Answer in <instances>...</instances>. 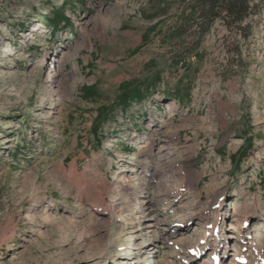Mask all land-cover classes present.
I'll use <instances>...</instances> for the list:
<instances>
[{
	"label": "rangeland",
	"instance_id": "rangeland-1",
	"mask_svg": "<svg viewBox=\"0 0 264 264\" xmlns=\"http://www.w3.org/2000/svg\"><path fill=\"white\" fill-rule=\"evenodd\" d=\"M179 9L175 0H0V264H233L241 237L262 241L264 3L245 31L218 21L197 55L183 51L193 36L173 37ZM160 156L181 170L174 181L152 179ZM75 164L107 179L117 210L122 187L143 192L133 224L78 198ZM187 166L200 173L191 190ZM174 185L182 199L168 204ZM209 213L227 244L215 259L212 249L186 256L177 246L209 235ZM238 219H247L239 235ZM251 254L238 263L253 264Z\"/></svg>",
	"mask_w": 264,
	"mask_h": 264
},
{
	"label": "bare ground",
	"instance_id": "bare-ground-1",
	"mask_svg": "<svg viewBox=\"0 0 264 264\" xmlns=\"http://www.w3.org/2000/svg\"><path fill=\"white\" fill-rule=\"evenodd\" d=\"M156 144V140L154 138H149V140L146 142L145 149L142 153L148 155V156H153V148ZM161 161V166L159 169H153L154 171L152 172V179L153 180H159L162 175L165 176L169 181H174L175 175L181 173V170L175 168V165H172L167 156L163 159V156L159 157ZM180 163H178V166ZM183 164V163H182ZM145 167L147 168L148 174L151 173V169L148 167L147 164H144ZM151 167V166H150ZM189 173H191L194 177L192 180V183L189 182L186 186H188V189L191 190V188H196L198 185V180L200 177V173L197 172L192 168V166H187L186 169ZM88 171L85 170L83 172L79 171L78 165L75 164L72 166L70 170V175L72 178V182L74 183L76 189H77V195L78 198L86 202L88 205H90L94 209H101L103 212H109V211H114L117 214H119L118 219L121 221V223L124 224V226L133 224V221H135V217L133 212H137L141 209L142 205H139V196L143 194V192H139V190L135 187H122L121 192L125 193V197L127 198L126 201H123V205L119 210H117L116 202H115V192L113 190H110V187L107 184V179H104L102 176L94 174L95 178L94 180H90L87 178V173ZM191 176V175H190ZM142 181L144 186H148L149 183L147 180L140 179ZM183 188V186H181ZM166 190V189H165ZM164 201H168V204H172L175 200H180L182 199V193L179 191V188L175 187L173 189H168L167 191L164 192ZM217 198H215L214 201L211 203V208H213L217 204ZM111 203V204H110ZM253 207L248 208V213L250 214L253 211ZM215 213V212H214ZM245 214V212H243ZM140 214H145L144 212H140ZM211 215L213 214L209 213L208 215L205 216V220H207V226L211 225L212 226V231H208V236L201 237L198 241V243L188 247L184 248L181 246H177L174 244L173 247H178L182 253H184L186 256H190L189 252L190 251H195V252H202L203 249H212L213 254L210 256V258H214V256L217 255V249L220 248L221 244L223 241H225V244H227V240H223L220 238L219 235H215V230L216 226L214 227V224L211 218ZM150 215L147 214L146 217H149ZM248 216V215H247ZM182 219V218H181ZM243 220H237L238 228L236 226H233L230 228V230H237L238 235L241 232V229H243L245 222ZM148 227H156V225H149ZM252 235V234H251ZM262 241L255 239L251 236H248V234L244 235L241 237L239 240L241 242L240 245V254L238 256H235V262L233 264H239L237 260L239 259H247V257L251 254L249 252H252V259L253 264H264V231L262 232ZM212 237V238H211ZM159 240H163V237L159 235ZM154 241V240H153ZM220 251V249H219ZM180 252V253H181ZM173 253L175 258H178L179 255L176 252H171ZM194 254V253H193ZM215 259V258H214ZM211 261H204L202 264H211ZM233 262V261H232ZM165 264H178L175 261H166Z\"/></svg>",
	"mask_w": 264,
	"mask_h": 264
},
{
	"label": "trees",
	"instance_id": "trees-1",
	"mask_svg": "<svg viewBox=\"0 0 264 264\" xmlns=\"http://www.w3.org/2000/svg\"><path fill=\"white\" fill-rule=\"evenodd\" d=\"M180 4L181 21L172 29L173 37L185 39L186 36H193L195 45L186 50L189 55H197L200 45L205 36L211 31L214 25L221 21L229 30L245 31L243 24L252 14L262 6L264 0H175ZM168 3L162 2L165 6ZM160 13V12H159ZM158 13V14H159ZM183 51H179L182 53ZM196 51V52H195ZM178 55V54H177ZM175 64H184L185 58L175 57L172 59ZM89 88V87H86ZM150 94V89L146 90ZM143 95L125 99V104L129 101L137 102ZM101 117V116H100Z\"/></svg>",
	"mask_w": 264,
	"mask_h": 264
}]
</instances>
